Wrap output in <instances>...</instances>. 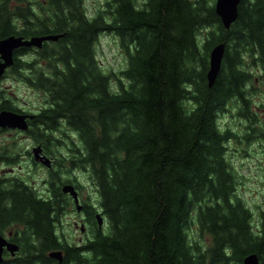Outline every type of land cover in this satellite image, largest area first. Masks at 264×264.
Returning <instances> with one entry per match:
<instances>
[{
  "label": "trees",
  "instance_id": "trees-1",
  "mask_svg": "<svg viewBox=\"0 0 264 264\" xmlns=\"http://www.w3.org/2000/svg\"><path fill=\"white\" fill-rule=\"evenodd\" d=\"M102 31L119 36L125 51L118 73L95 58ZM48 33L62 35L15 49L7 70L44 97L29 112L27 133L46 155L61 145L54 131L76 133L69 160L88 169L108 229L96 228L80 246L60 239L57 222L69 204L60 168L48 172L45 194L2 176L0 230L21 225L23 253L0 264H242L250 252L264 264L263 230L253 229L250 207L235 195L223 153L229 133L238 134L217 123L236 97L254 119L245 65L264 68V0H240L229 28L215 0H104L92 15L83 0H0V37ZM218 42L223 58L208 86V52ZM6 108L28 111L0 94ZM8 150H0L1 161H10ZM193 210L199 231L211 236L208 247L187 234ZM56 247L64 248L60 263L46 255Z\"/></svg>",
  "mask_w": 264,
  "mask_h": 264
},
{
  "label": "rangeland",
  "instance_id": "rangeland-1",
  "mask_svg": "<svg viewBox=\"0 0 264 264\" xmlns=\"http://www.w3.org/2000/svg\"><path fill=\"white\" fill-rule=\"evenodd\" d=\"M83 3L87 14L92 15L98 8L103 7L104 0H83ZM95 48V58L100 68L105 72L118 73L124 68L127 59L126 54L120 45L119 36L115 33L100 32ZM33 53V50L29 51L30 55ZM23 57L28 58L27 55ZM245 66L250 69L252 74L247 87V97H249V108L253 112L254 119L241 113L242 102L236 97L226 102L224 109L218 113L217 123L222 129L230 128L231 132L233 130L238 134L229 133L230 137L225 140L223 153L227 162L232 166L235 176V195H239L245 205L250 207L253 229L261 231L264 226L262 225L264 221V68L250 64ZM7 68L0 78V94L7 98L10 104L19 109L28 110L24 113H33L40 106H43L45 103L42 93L18 75L9 72ZM64 131V133L53 132L61 145H57V148L52 146L54 155H48V157L51 159L52 165L54 163V167L49 170L46 165L33 159L31 148L37 142L27 133L26 129L0 128V150L5 146H9L11 149L7 151L8 153L6 152L10 161L0 160V177L18 176L27 181L37 192L45 194L49 179L48 172L58 167L62 178L69 180L68 184H71L70 181L79 184L77 188L80 199L92 201L96 205L95 209L100 212L97 214L101 216L104 213H102L99 204V192L89 175L88 169L83 166L71 165L69 160L72 155L70 147L79 142L77 135L71 129H64ZM38 143L41 144V142ZM12 144L15 147L10 148ZM27 151H30V155ZM13 157L16 158L12 160ZM33 160L35 164L32 162ZM79 217L80 213L71 206L70 210H66L62 214L61 222L56 227L61 240L66 237L70 241L81 242L84 240L82 238L91 236L90 228L86 227L85 232H81L79 223L75 224V220H78ZM198 227L196 212L193 210L191 212V225L187 234L191 241L197 240L203 248L208 247L211 244V236L206 232H200ZM103 229H108V222L104 216Z\"/></svg>",
  "mask_w": 264,
  "mask_h": 264
},
{
  "label": "water",
  "instance_id": "water-1",
  "mask_svg": "<svg viewBox=\"0 0 264 264\" xmlns=\"http://www.w3.org/2000/svg\"><path fill=\"white\" fill-rule=\"evenodd\" d=\"M240 0H215V10L221 17L223 25L225 28L230 27V23L236 19L238 14V3ZM59 34H45V35H31L29 38H23L21 35H5L0 37V75L3 70L10 66L14 62L13 51L14 48L20 45H35L41 47L42 41L44 39H56ZM224 52V42H218L215 46L208 52L209 66L206 71L207 84L212 85L216 79V76L220 70L221 60ZM32 113H21L13 110L2 109L0 110V126L11 127V128H26L27 119L32 118ZM34 152L35 159H38L42 163L50 166L51 159L42 152V147L37 144L32 148ZM62 191H69L75 201V207L80 209V204L78 203L77 191L71 184L62 185ZM99 218V216H98ZM101 222V219H98ZM263 238H264V226H263ZM6 243L7 247L10 249L15 248L14 244L9 243L0 234V255L3 244ZM53 256L61 258V253L59 250L52 251L50 253ZM1 259V256H0ZM242 264H259V257L256 252H250L242 258Z\"/></svg>",
  "mask_w": 264,
  "mask_h": 264
},
{
  "label": "flooded vegetation",
  "instance_id": "flooded-vegetation-1",
  "mask_svg": "<svg viewBox=\"0 0 264 264\" xmlns=\"http://www.w3.org/2000/svg\"><path fill=\"white\" fill-rule=\"evenodd\" d=\"M5 71H6V68L4 70V73H5ZM4 73L0 76V78L4 75ZM6 109H8V108H6ZM0 110H2V109H0ZM8 110H11V109H8ZM16 112H18V111H16ZM36 145H37V143L35 145H33L32 147H35ZM40 145H42V144H40ZM222 146L224 147V144H222ZM42 151L44 153L43 147H42ZM68 182H66V183H68ZM70 183L74 186V188L77 191L78 203L80 204L81 207H80V209H77L75 207V201H74L72 195L67 192L66 195L69 196V199H68L69 204H66V206H65L66 209H64V210L65 211L70 210V206H71V208L75 207V210H77L80 213V217L78 220H75V224L79 223V229L81 232H85L86 227L91 229V236H93L96 233V228L104 231V229H103V216H104V219L106 218V216L104 214L101 215L102 216V224H101V226H99L97 218H96V214L100 213V212H98L95 209L96 205L90 200L82 201L79 197V192H78L79 190L77 188V187H79V184L76 182H73V181H70ZM60 222H61V218L57 222V225L60 224ZM21 231H22V227L19 224L8 225V226L4 227V229L0 230V234L5 238V240L9 243L14 244V246H16L15 248L10 249L7 247V244L4 243L2 246V249H1L0 261L5 260V262H10L11 260L17 259L20 256L22 257L23 252L21 251V246L18 242L19 232H21ZM90 237L88 235L87 237L82 238L84 240H82L81 242L70 241L65 237L64 241L67 242L68 244L80 246V245H84L89 240ZM57 250H59L61 253L60 259H58V257L50 254L52 251H57ZM46 255L56 259L60 263L61 260L63 259V256H64V248L56 247V248L49 249L48 252L46 253ZM259 264H260V260H259Z\"/></svg>",
  "mask_w": 264,
  "mask_h": 264
},
{
  "label": "bare ground",
  "instance_id": "bare-ground-1",
  "mask_svg": "<svg viewBox=\"0 0 264 264\" xmlns=\"http://www.w3.org/2000/svg\"><path fill=\"white\" fill-rule=\"evenodd\" d=\"M220 19H221V17H220ZM234 20H235V19H234ZM234 20H233V21H234ZM233 21H232V22H233ZM221 22H222V20H221ZM232 22L230 23V25L232 24ZM222 25H223V22H222ZM48 34H54V33H48ZM40 35H45V34H40ZM61 35H62V34H59L58 37L61 36ZM21 36H22V35H21ZM29 37H30V36H29ZM29 37H24V36H23V38H29ZM58 37H57V38H58ZM57 38H56V39H57ZM56 39H44V40L42 41V45H43V43H44L45 41H48V40H56ZM42 45H41V46H42ZM214 46H215V45H214ZM214 46H213V47H214ZM22 47H26V48H28V47L40 48V47H37V46H35V45H30V46L20 45V46L14 48V50L17 49V48H22ZM213 47H212V48H213ZM223 53H224V52H223ZM13 55H14V51H13ZM222 58H223V56H222ZM221 61H222V60H221ZM8 67H9V66H8ZM4 70H5V69H4ZM4 70H3V72H4ZM3 72H2V74H3ZM2 74H1V75H2ZM1 75H0V76H1ZM206 78H207V76H206ZM29 127H30L29 122H27V127H26V128H21V129H26V130L28 131V128H29ZM0 128H8V127H2V126H0ZM42 152H43V151H42ZM31 153H32V157H33V159H34L35 161H38V162L42 163V162L39 161L38 159H35L33 150H31ZM42 164H44V163H42ZM44 165H46V164H44ZM46 166H47V165H46ZM47 167H48L49 170L51 169V167H53V165H52V161H51L50 166H47ZM61 191H62V188H61ZM62 192H65V193L68 192V193H70L69 191H62ZM70 194H71V193H70ZM98 216H99V218H98ZM96 218H97V220H98V219H101V222H99V220H98V224H99V226H101V224H102V218H101V216L97 214V215H96Z\"/></svg>",
  "mask_w": 264,
  "mask_h": 264
}]
</instances>
